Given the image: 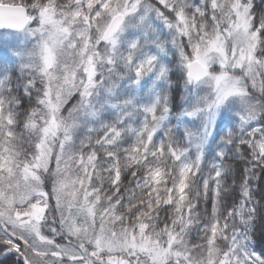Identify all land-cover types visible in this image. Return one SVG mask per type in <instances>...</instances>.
I'll return each instance as SVG.
<instances>
[{"label": "snow or ice", "instance_id": "6c2138e0", "mask_svg": "<svg viewBox=\"0 0 264 264\" xmlns=\"http://www.w3.org/2000/svg\"><path fill=\"white\" fill-rule=\"evenodd\" d=\"M0 264H264V0H0Z\"/></svg>", "mask_w": 264, "mask_h": 264}, {"label": "trees", "instance_id": "16d2710c", "mask_svg": "<svg viewBox=\"0 0 264 264\" xmlns=\"http://www.w3.org/2000/svg\"><path fill=\"white\" fill-rule=\"evenodd\" d=\"M261 226V222H258L257 223V227L259 228Z\"/></svg>", "mask_w": 264, "mask_h": 264}]
</instances>
